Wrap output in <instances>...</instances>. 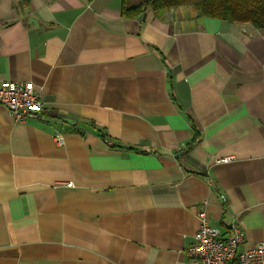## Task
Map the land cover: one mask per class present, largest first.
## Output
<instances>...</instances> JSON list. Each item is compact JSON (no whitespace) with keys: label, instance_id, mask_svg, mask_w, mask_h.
I'll return each mask as SVG.
<instances>
[{"label":"crops","instance_id":"crops-1","mask_svg":"<svg viewBox=\"0 0 264 264\" xmlns=\"http://www.w3.org/2000/svg\"><path fill=\"white\" fill-rule=\"evenodd\" d=\"M121 5L0 0V84L47 109L0 103V264H183L202 209L264 243V30Z\"/></svg>","mask_w":264,"mask_h":264},{"label":"built area","instance_id":"built-area-1","mask_svg":"<svg viewBox=\"0 0 264 264\" xmlns=\"http://www.w3.org/2000/svg\"><path fill=\"white\" fill-rule=\"evenodd\" d=\"M0 103L17 121L47 118L42 94L31 82L4 81L0 84ZM57 140L63 143L62 137ZM198 216L200 227L194 243L186 249L187 259L183 264H264V243L243 251L239 249L245 240V232L238 220H233L228 232L223 233L220 228L210 225L206 209Z\"/></svg>","mask_w":264,"mask_h":264},{"label":"trees","instance_id":"trees-1","mask_svg":"<svg viewBox=\"0 0 264 264\" xmlns=\"http://www.w3.org/2000/svg\"><path fill=\"white\" fill-rule=\"evenodd\" d=\"M121 2V12L126 18H137L149 10L158 12L192 5L201 15L228 22H249L256 28L264 30V0H121ZM193 142L194 140L191 141Z\"/></svg>","mask_w":264,"mask_h":264},{"label":"water","instance_id":"water-1","mask_svg":"<svg viewBox=\"0 0 264 264\" xmlns=\"http://www.w3.org/2000/svg\"><path fill=\"white\" fill-rule=\"evenodd\" d=\"M145 16V12H143L142 14H141V17L140 18H143Z\"/></svg>","mask_w":264,"mask_h":264},{"label":"rangeland","instance_id":"rangeland-1","mask_svg":"<svg viewBox=\"0 0 264 264\" xmlns=\"http://www.w3.org/2000/svg\"><path fill=\"white\" fill-rule=\"evenodd\" d=\"M193 8H194V6H193ZM198 12V11H197Z\"/></svg>","mask_w":264,"mask_h":264}]
</instances>
